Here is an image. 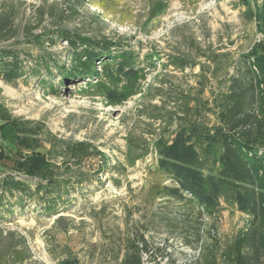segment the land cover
I'll list each match as a JSON object with an SVG mask.
<instances>
[{
    "label": "rangeland",
    "instance_id": "1",
    "mask_svg": "<svg viewBox=\"0 0 264 264\" xmlns=\"http://www.w3.org/2000/svg\"><path fill=\"white\" fill-rule=\"evenodd\" d=\"M1 18L0 46L20 54L23 75H0V176L15 175L17 159L45 178L27 179L30 195L5 192L0 264H123L144 242L142 264H245L250 215L224 199L209 214L165 195L173 182L155 143L181 125H218L236 62L250 54L260 64L264 155V0H0ZM64 27L133 51L142 91L111 105L86 81L64 83L44 67V53L69 67L68 43L47 41Z\"/></svg>",
    "mask_w": 264,
    "mask_h": 264
},
{
    "label": "trees",
    "instance_id": "2",
    "mask_svg": "<svg viewBox=\"0 0 264 264\" xmlns=\"http://www.w3.org/2000/svg\"><path fill=\"white\" fill-rule=\"evenodd\" d=\"M7 20L0 19L1 32L5 30ZM51 34L48 42L59 39L68 43L69 67L45 53L39 62L46 68L60 69L64 83L66 80H84L90 87L86 92L98 93L111 105H121L142 91L145 69L133 51L65 27L57 28ZM115 48L119 51L114 52ZM146 62L149 67L156 65L149 57ZM259 65L258 59L250 54L239 57L227 87L229 104L218 112V125L212 128L195 123L181 125L171 139H159L155 143L158 167L173 182L171 186H164L165 195L189 199L209 214L217 213L224 199L250 215L242 243L245 264H264V155L258 132L261 123ZM0 75L5 81L23 75V61L15 49L0 46ZM87 79L95 81L89 83ZM11 124L16 128L15 123ZM16 132L18 141L21 131L16 128ZM5 157L1 151L0 162ZM16 160L11 167L15 175L0 176V204L5 192L12 196L14 191L23 196L30 195L29 177L45 178L34 169V162L21 165ZM41 190L45 191L46 187L38 184L36 191ZM144 244L146 251H141L138 246L130 249L134 251H127L123 264H142V253L150 252L148 244ZM60 264H77V261L64 260Z\"/></svg>",
    "mask_w": 264,
    "mask_h": 264
}]
</instances>
